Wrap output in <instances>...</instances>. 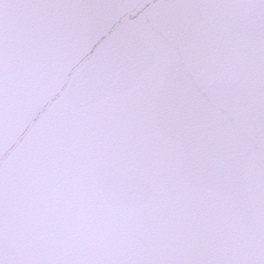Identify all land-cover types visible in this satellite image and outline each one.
<instances>
[{"label": "snow or ice", "instance_id": "1", "mask_svg": "<svg viewBox=\"0 0 264 264\" xmlns=\"http://www.w3.org/2000/svg\"><path fill=\"white\" fill-rule=\"evenodd\" d=\"M0 264H264V0H0Z\"/></svg>", "mask_w": 264, "mask_h": 264}, {"label": "water", "instance_id": "2", "mask_svg": "<svg viewBox=\"0 0 264 264\" xmlns=\"http://www.w3.org/2000/svg\"><path fill=\"white\" fill-rule=\"evenodd\" d=\"M81 56L87 57V53L82 52ZM66 73L73 72L71 64L65 69ZM68 82H71V77H68ZM65 83L62 79L57 81L49 90L47 95L37 104L28 115L22 120L16 121L12 124L11 130L8 133L6 141V149L12 148L17 151L26 146L34 137L36 132L41 128L43 122L47 118V111H41L43 105L55 96L57 89L61 84Z\"/></svg>", "mask_w": 264, "mask_h": 264}]
</instances>
